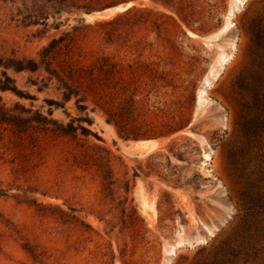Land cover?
Segmentation results:
<instances>
[{
    "label": "rangeland",
    "instance_id": "374dc122",
    "mask_svg": "<svg viewBox=\"0 0 264 264\" xmlns=\"http://www.w3.org/2000/svg\"><path fill=\"white\" fill-rule=\"evenodd\" d=\"M128 3L155 14L132 26L105 23L122 12L108 9ZM19 8L0 0V57L39 60L69 32L75 58L106 64L147 136L124 138L91 101L86 138L0 123V264H264V231L241 238L227 157L242 139L232 83L249 63V24L264 0H103L91 12L103 16L62 12L47 25L22 22ZM7 72L33 98L1 91L6 107L51 108L64 124L84 114L74 98L64 108L45 102L60 93L55 82L42 86L43 70ZM147 139L158 144L137 142ZM83 141L109 153V187L96 166L73 159Z\"/></svg>",
    "mask_w": 264,
    "mask_h": 264
},
{
    "label": "trees",
    "instance_id": "16d2710c",
    "mask_svg": "<svg viewBox=\"0 0 264 264\" xmlns=\"http://www.w3.org/2000/svg\"><path fill=\"white\" fill-rule=\"evenodd\" d=\"M9 1L20 2L19 15L22 22L26 21L28 25H47L50 17L56 18L62 12L91 13L103 3V0ZM154 14L151 9L131 6L105 23L132 26L142 17L146 16L147 19ZM249 33L252 44L249 63L232 83L239 107V131L242 139L229 150L227 157L229 168L240 187L237 218L240 230L245 232L241 238L251 240L254 232L264 231V12L250 22ZM77 48L75 36L64 32L53 37L41 49L39 60L0 57V92L10 90L20 97L33 98L17 87L15 79L7 70L34 73L43 70L48 76L41 79L44 82L42 86L55 82L60 93V99L46 98L45 102L50 107L64 108L65 103L74 98V106L83 115L70 116V120L64 124L51 117V108L47 114L19 104L10 109L0 96V123L11 125L22 133L34 132L40 128L44 136H70L73 140L80 136L86 138L93 134L88 127L93 122L88 114L91 101L103 110L107 122L113 123L124 138L147 136L140 132L132 98H126L121 103L119 88L110 86L111 76H108L109 72L105 69L106 64L97 63L90 68L85 67L75 58ZM127 88V85L122 87L124 90ZM16 108L20 109L19 112H14ZM78 145L80 152L73 151V159L82 165L96 166L103 183L109 187L113 181L107 150L99 145L88 144L87 141L77 143Z\"/></svg>",
    "mask_w": 264,
    "mask_h": 264
},
{
    "label": "bare ground",
    "instance_id": "6f19581e",
    "mask_svg": "<svg viewBox=\"0 0 264 264\" xmlns=\"http://www.w3.org/2000/svg\"><path fill=\"white\" fill-rule=\"evenodd\" d=\"M131 3H128L126 4V6H119V7H115V8H111V9H108V13L110 12L111 14H115V12L117 10H123L125 9L127 6H129ZM107 13V15H108ZM106 15V16H107ZM89 17H96V16H103L101 13H98V12H93L91 14H88ZM226 28V27H225ZM227 29V28H226ZM225 30V29H224ZM226 31V30H225ZM138 143H140L141 146H147L148 149H152L154 148L157 144H158V141L155 140V139H147V140H138L137 141Z\"/></svg>",
    "mask_w": 264,
    "mask_h": 264
},
{
    "label": "water",
    "instance_id": "95a60500",
    "mask_svg": "<svg viewBox=\"0 0 264 264\" xmlns=\"http://www.w3.org/2000/svg\"><path fill=\"white\" fill-rule=\"evenodd\" d=\"M130 6H131V5H129L128 7H126V8H125V9H123V10H126V9H128ZM103 10H106V9H103ZM123 10H121V11H123ZM97 12H99V11H97ZM86 14H90V13H86Z\"/></svg>",
    "mask_w": 264,
    "mask_h": 264
}]
</instances>
